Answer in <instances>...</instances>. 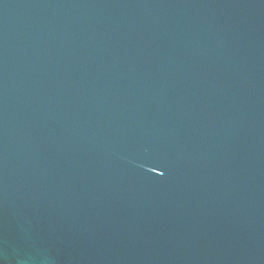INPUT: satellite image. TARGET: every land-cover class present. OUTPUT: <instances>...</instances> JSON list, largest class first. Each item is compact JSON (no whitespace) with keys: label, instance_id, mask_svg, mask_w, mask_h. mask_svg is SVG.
Masks as SVG:
<instances>
[{"label":"water","instance_id":"obj_1","mask_svg":"<svg viewBox=\"0 0 264 264\" xmlns=\"http://www.w3.org/2000/svg\"><path fill=\"white\" fill-rule=\"evenodd\" d=\"M0 264H264V0H0Z\"/></svg>","mask_w":264,"mask_h":264}]
</instances>
